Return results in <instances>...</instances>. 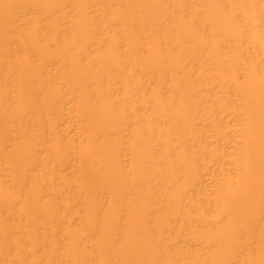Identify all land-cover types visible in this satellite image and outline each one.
Here are the masks:
<instances>
[{
	"label": "bare ground",
	"instance_id": "bare-ground-1",
	"mask_svg": "<svg viewBox=\"0 0 264 264\" xmlns=\"http://www.w3.org/2000/svg\"><path fill=\"white\" fill-rule=\"evenodd\" d=\"M0 264H264V0H0Z\"/></svg>",
	"mask_w": 264,
	"mask_h": 264
}]
</instances>
